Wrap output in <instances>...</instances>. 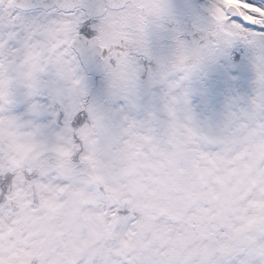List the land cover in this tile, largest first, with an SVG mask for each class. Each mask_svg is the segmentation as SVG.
<instances>
[{"label":"snow or ice","instance_id":"obj_1","mask_svg":"<svg viewBox=\"0 0 264 264\" xmlns=\"http://www.w3.org/2000/svg\"><path fill=\"white\" fill-rule=\"evenodd\" d=\"M0 264H264V0H0Z\"/></svg>","mask_w":264,"mask_h":264}]
</instances>
